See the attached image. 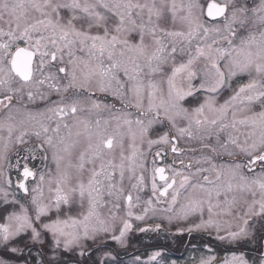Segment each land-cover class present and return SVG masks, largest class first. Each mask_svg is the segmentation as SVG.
I'll return each instance as SVG.
<instances>
[{
  "label": "snow or ice",
  "instance_id": "obj_1",
  "mask_svg": "<svg viewBox=\"0 0 264 264\" xmlns=\"http://www.w3.org/2000/svg\"><path fill=\"white\" fill-rule=\"evenodd\" d=\"M172 227L264 264V0H0V264Z\"/></svg>",
  "mask_w": 264,
  "mask_h": 264
},
{
  "label": "rangeland",
  "instance_id": "obj_2",
  "mask_svg": "<svg viewBox=\"0 0 264 264\" xmlns=\"http://www.w3.org/2000/svg\"><path fill=\"white\" fill-rule=\"evenodd\" d=\"M150 159L151 157H149ZM147 195L148 193H145L144 198H147ZM149 222L156 223L158 221ZM137 226L142 227L143 225L138 224ZM173 233H175V227H172L168 233L159 235L133 231L129 234L126 247H120L112 242L109 244V248L115 249L114 254L119 253L120 264H133L136 256H139L141 261H146L148 255L154 250L162 251L163 264H171L173 260L176 261V264H192L191 257L194 253L186 243L190 237L186 233L183 235H173Z\"/></svg>",
  "mask_w": 264,
  "mask_h": 264
},
{
  "label": "flooded vegetation",
  "instance_id": "obj_3",
  "mask_svg": "<svg viewBox=\"0 0 264 264\" xmlns=\"http://www.w3.org/2000/svg\"><path fill=\"white\" fill-rule=\"evenodd\" d=\"M171 160V157H169V161ZM185 239V238H184ZM182 241H183V239H182ZM184 242V241H183Z\"/></svg>",
  "mask_w": 264,
  "mask_h": 264
}]
</instances>
